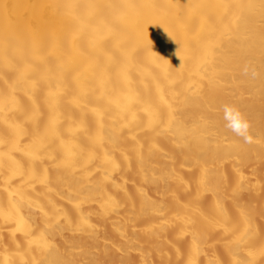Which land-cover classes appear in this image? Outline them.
<instances>
[{
  "label": "bare ground",
  "instance_id": "1",
  "mask_svg": "<svg viewBox=\"0 0 264 264\" xmlns=\"http://www.w3.org/2000/svg\"><path fill=\"white\" fill-rule=\"evenodd\" d=\"M0 264H264V0H0Z\"/></svg>",
  "mask_w": 264,
  "mask_h": 264
},
{
  "label": "clouds",
  "instance_id": "2",
  "mask_svg": "<svg viewBox=\"0 0 264 264\" xmlns=\"http://www.w3.org/2000/svg\"><path fill=\"white\" fill-rule=\"evenodd\" d=\"M242 75L255 79L259 75V72L254 66L245 64L242 68ZM222 111L223 119L226 122L225 127L236 136L242 138L244 143H253L254 138L250 131L252 127L251 122L245 118L239 108L231 104H226L223 106Z\"/></svg>",
  "mask_w": 264,
  "mask_h": 264
},
{
  "label": "rangeland",
  "instance_id": "3",
  "mask_svg": "<svg viewBox=\"0 0 264 264\" xmlns=\"http://www.w3.org/2000/svg\"><path fill=\"white\" fill-rule=\"evenodd\" d=\"M229 174H230V173H229ZM233 184H234V180L230 183V185H233ZM255 210H256V211H260V206H259V205L256 206Z\"/></svg>",
  "mask_w": 264,
  "mask_h": 264
}]
</instances>
